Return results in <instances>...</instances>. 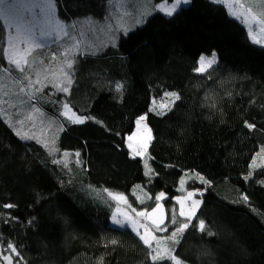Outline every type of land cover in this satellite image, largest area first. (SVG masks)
Masks as SVG:
<instances>
[{
  "label": "trees",
  "instance_id": "trees-1",
  "mask_svg": "<svg viewBox=\"0 0 264 264\" xmlns=\"http://www.w3.org/2000/svg\"><path fill=\"white\" fill-rule=\"evenodd\" d=\"M52 1L68 37L34 51L23 72L5 54L0 18V264H174L170 255L180 264H264V167H250L264 152V47L249 39L248 26L222 2L190 0L172 16L150 13L124 35L116 0ZM242 1L264 19V0ZM70 45L77 53L63 54ZM213 52L216 63L198 73L201 55ZM172 92L180 99L170 110L152 112L153 101ZM25 95L29 117L38 109L54 119L49 136L17 135ZM65 103L93 119L71 123ZM140 116L151 132L149 172L126 147ZM109 192L132 208H149L164 193L168 230L155 235L167 252L153 261V245L110 226ZM189 192L200 205L177 244L166 238L188 222L175 200Z\"/></svg>",
  "mask_w": 264,
  "mask_h": 264
},
{
  "label": "rangeland",
  "instance_id": "rangeland-1",
  "mask_svg": "<svg viewBox=\"0 0 264 264\" xmlns=\"http://www.w3.org/2000/svg\"><path fill=\"white\" fill-rule=\"evenodd\" d=\"M217 1L225 2L226 5H234L235 7H233L232 10H235L237 14L244 13V19L247 18L249 21V24H246L248 26V29L250 26L252 28L251 35L249 34V30H248L249 39L253 42V37H254L255 40L258 41L255 44H258L264 47V31L260 30L261 27H264V25H258L256 23V21L261 20V18L254 15L250 9H247L243 5L244 1L242 0H217ZM165 3L166 2L164 3L148 2V0H116L117 10H118L117 13H118L119 19L121 22H124V24L121 23L120 24L121 26L118 27V33L120 31H124L125 29H130V31H132L136 29L137 27L141 26L143 23L142 21L143 18L149 15L150 13L153 14L152 12H158L160 14L166 15L163 11H160L158 7L159 5L165 4ZM172 3H166V4L170 6ZM43 5H44V0H0V18L6 29V43H7L6 53H7L8 59L9 57L12 56V53H13V50L11 47L12 43H16L18 45L19 50L16 54V58L20 59L21 65H23V63H25L26 60L28 61L30 60L29 58L34 51L41 50V49L48 50L52 46L51 40H53L54 38L60 39L63 37H68L67 35L68 27L57 19L55 13L54 14L51 13L46 8L42 12L41 8ZM188 5H181L177 9V11L180 8L186 7ZM253 17H255V20L253 19ZM137 19L141 20V23L137 24L136 23ZM244 19L242 18V20ZM57 21L59 22L58 24H57ZM123 25H127V26H123ZM42 33H46V34L42 35ZM18 35L21 37H27L29 42L23 43L22 41L16 40L15 38ZM72 42H74L73 45L78 44V41H76L75 38H73ZM37 44L40 45V47H35V45ZM73 45L66 47L62 53L66 55L68 51L72 52V50H76L77 48ZM25 49L29 50L27 54L25 53ZM210 58L211 57H209L208 59ZM66 66H67V63H66ZM212 66L213 64L211 66H206L204 71L208 70ZM199 67H200V63L198 62V68ZM60 71L61 69H59V72ZM175 100H176L175 97L165 95L163 99L158 100V101H153L151 110L152 112L156 114L164 115L170 110ZM134 132H138L139 135L137 136L136 141L133 142V147L129 148L128 146L130 150V154L132 157L134 156L135 158H140L143 162L145 172H149V164H148L149 158H148L147 152H148V147H149L151 139L147 141L146 150H143L140 147L142 142L147 139V136L150 132V129L148 128L145 119L141 121L139 128L137 124H135V129L133 133ZM150 136H151V132H150ZM127 137H126V141H127V145H129ZM137 149H140L141 151L140 155L135 154ZM262 167H264V152H259L256 155L255 159L253 160L251 168L254 171H257ZM192 193L193 195L191 197H189L188 194H186L185 196L175 200V202L178 205L179 214L181 210H183V212L185 213L184 216H181L184 219H187V216L191 211L192 201L199 200L198 194L196 192H192ZM181 203H183V209H181ZM122 209L123 208L121 207L117 209L115 213L116 219L124 222L128 226H129L130 219L139 220L140 225H143V226L138 225V231L143 235L145 234V227H147L151 235L156 237L155 233L157 231L154 230L153 225L151 224V222H149L150 220L148 219V216H147V213H149L148 210L141 211L146 214L145 216L143 217L135 216L134 217L133 215L129 214L125 209L124 210ZM197 209L198 207L196 208V211ZM164 226L165 225L161 227H164ZM152 245H153V248H156V241H152ZM165 248H166L165 244L160 243V249L164 251Z\"/></svg>",
  "mask_w": 264,
  "mask_h": 264
},
{
  "label": "snow or ice",
  "instance_id": "snow-or-ice-1",
  "mask_svg": "<svg viewBox=\"0 0 264 264\" xmlns=\"http://www.w3.org/2000/svg\"><path fill=\"white\" fill-rule=\"evenodd\" d=\"M213 2H216V0H213ZM189 3H190V0H174V2L170 6H168L165 3V4L159 5L158 7H159V10L160 11H163L167 16H172L173 13L176 12L177 9L181 5H188ZM227 6L229 7V14L231 16L236 17L237 19H240V16L237 14V12H235V11L232 10L233 7H235V6L234 5H227ZM45 8L48 11H50L51 13L54 14L55 13V9H56V5L52 2V0H44V5L42 6L41 11L43 12L45 10ZM253 19L255 20V17H253ZM242 22L245 23V24H249V21H248L247 18H245ZM58 23L59 22L57 21V24ZM136 23L137 24L141 23V20L137 19L136 20ZM256 23L258 25H264V19L257 20ZM129 30L130 29H125L124 30V35H127V32ZM260 30L261 31H264V27H261ZM251 32H252V28L250 26L249 27V34L250 35H251ZM45 34L46 33H42V35H45ZM15 39L18 40V41H22L23 43H28L29 42L28 39H27V37H21L19 35ZM253 42L254 43H257L258 41L255 40V38L253 37ZM113 46H115V45H113ZM11 47H12L13 53H12V56L9 57V63L12 64V65H15V67L17 69H19L21 72H23L24 71V68L21 65V61H20V59H17L16 58V54H17V52L19 50L18 49V45L16 43H12ZM35 47H40V45L37 44V45H35ZM28 51H29L28 49H25V53L26 54H27ZM5 54H7V53H5ZM53 59H55V57H53ZM216 59H217V57H216L215 52H213L212 57L210 59L206 58L204 55H201V57L199 59L200 67L197 68L196 71L197 72H203L206 66H211L212 64L216 63ZM67 67L69 69H72L73 68V62L72 61H68L67 62ZM65 79H66V83L70 86L72 84V82H73L72 79L71 78H68L67 76L65 77ZM53 86L57 89V91H62L64 93H68L69 92V87H63V88H61V86L58 83L57 84H54ZM115 88H116V91L117 92H121L122 91V88H123V85L120 84L119 82H117ZM41 90L42 89H37V91H41ZM21 91L23 92L24 89H21ZM166 95L175 97L176 100H179L180 99V97L175 92L167 93ZM63 108L65 109V112L64 113H61L62 115H66L68 112H71V109L69 108V105L67 103H65L63 105ZM37 111H39V110L37 109ZM69 119L71 120L72 123H75V124H83V123H85V120L86 119H93V118L92 117L77 116L75 113H73L72 114V117H70ZM144 119H145L144 116H140L139 119H137L136 124H137L138 128H139V126L141 124V121H143ZM246 126L249 127V128H252L253 127L252 125H246ZM17 135H20V133L17 132ZM138 135H139L138 132H134V133H132V135H129L127 137V140L129 142V145H128L129 148H132L133 147V142L136 141ZM21 138L22 139H25V138L31 139L32 137L22 136ZM150 139H151V136H150V132H149V134L147 136V139L144 140L142 142L141 146H140L143 150H146V148H147V141L150 140ZM135 154L136 155H140L141 154L140 149H137L136 152H135ZM75 155L77 157H79L80 153L77 152ZM133 158H135V157L133 156ZM53 163H59V161H53ZM66 166L67 165H65V167ZM250 167H251V165H250ZM201 179H203V178H201ZM183 183H184V181L181 180V184H183ZM205 183H207V182L205 181ZM137 187H140V186L137 185ZM105 191H107V190H105ZM108 195L111 196L113 200H116V201H124L125 203L127 202L122 195L121 196H115L111 192H109ZM192 195H193L192 192H189L188 193V196L189 197H191ZM163 196H164V193L163 192L160 193L156 197L157 201H159ZM242 199L245 202H247V197H242ZM199 205H200V201L199 200L192 201V208H191L190 213L187 216V221L188 222L181 223L179 225V227L176 228V230L171 233V236L167 237L166 239L172 240L174 243H177V244L179 243V240L176 239L177 233L182 234L185 231V229H187L189 227V224H190V222L192 220V217L196 214V208L199 207ZM3 207L12 208V207H14V205L7 204V205H4ZM181 209H183V203H181ZM157 212H160L161 213V216L159 217L158 220H154L153 221L154 230L157 231V232L167 231L168 228H167L166 225L164 227H161V225L164 223V221H163V210H162L161 204L157 203L156 204V207L153 208L150 213H147V216H148V218L151 219L153 216L156 215ZM136 215H137V217H143L146 214L144 212H137ZM180 215L181 216H184L185 215V213L183 212V210H181ZM113 222L115 224L120 225L121 227L124 226V223L122 221H120V220H118V219L115 218V213L113 214ZM172 223L173 224L176 223L175 216L172 217ZM138 225L139 226H143V225H140L139 220H131V219L129 220V226L132 228V231L137 236H139V239L141 241H143V243H144L145 246L151 248L152 241H156V248L155 249H152V251H154L156 254L155 255H152V260L153 261L157 260V258L161 257V251H160V243H161V241H160V239L157 238V237H155V236H153V235H151V233H150V231H149V229L147 227H145V234L142 235L138 231ZM199 229L201 231H204L205 230V224H204V221L203 220H200L199 221ZM207 235L212 236V235H214V233H212L211 231H208L207 232ZM112 243L115 244L116 241H112ZM8 247L11 248V249H13V252L16 251V249L13 248V245L11 243L8 244ZM164 251L167 252L168 250L165 248ZM149 254L151 255V252ZM8 259H9L8 257H5V260H8ZM169 259H171L174 262V264H180V262L176 259L175 256H171L170 255L169 256Z\"/></svg>",
  "mask_w": 264,
  "mask_h": 264
},
{
  "label": "bare ground",
  "instance_id": "bare-ground-1",
  "mask_svg": "<svg viewBox=\"0 0 264 264\" xmlns=\"http://www.w3.org/2000/svg\"><path fill=\"white\" fill-rule=\"evenodd\" d=\"M217 1V0H216ZM217 2H219V1H217ZM222 3H224L225 4V2H222ZM229 8V7H228ZM248 9V8H247ZM233 11H235V10H233ZM252 12V11H251ZM239 16H240V20L241 21H243L242 20V18L244 19V13H242V14H238ZM243 24H245V23H243ZM245 26H246V24H245ZM52 41V44L53 45H55V46H57V45H59V44H61V38L60 39H57V38H54L53 40H51ZM75 51V54L77 53L76 52V50H72V52H74ZM71 51H68L67 52V54H69ZM206 57V56H205ZM208 57H212V55L211 56H208ZM24 64V63H23ZM207 71V70H206ZM206 71H203V72H198V73H204V72H206ZM58 77H59V79H60V81L61 82H65L64 84H67L66 83V79H65V77H66V74H63V73H58ZM22 100V107H23V100H25V102H24V106L26 107L24 110H22V112H20L19 114H17V121H16V123H15V125L16 126H18L17 127V129H16V131L17 132H19L20 133V135H21V137L22 136H26V137H31L32 135H48L49 136V134H51V126H52V124H53V118H51V117H49V116H47V115H43L41 112H39V111H35L34 112V117H29V111L30 110H34V107H33V104L30 102V99H29V97L28 96H24V98L23 99H21ZM33 102H35L34 100H32ZM22 107H18V108H22ZM21 109H19V110H17V113L20 111ZM65 112V109H64V111H63V113ZM74 112L71 110V112H68L66 115H63L65 118H67L68 119V121H70L71 122V120L69 119L70 117H72V114H73ZM15 114H16V112H15ZM29 121L30 122H33V123H35L36 124V126H34V127H32V125H29V127H28V123H29ZM72 123V122H71ZM126 147H127V149L129 150V148H128V145H127V141H126ZM129 153H130V150H129ZM130 158L132 159V160H140V161H142L140 158H133L132 156H131V154H130ZM113 195H115V196H121V195H119V194H114V193H112ZM198 194V196H199V193H197ZM109 196V195H108ZM124 198H125V196L124 195H122ZM111 197V196H110ZM112 198V197H111ZM125 200L127 201V199L125 198ZM161 200H162V198L159 200V201H157L153 206H151V207H149V208H147V206H144V207H140V208H132L129 204H128V202H124V201H116V200H113L112 199V201L114 202V208H113V210H112V212H111V215H110V217H109V219H108V222H109V224H110V226L111 227H113V228H116V229H118V230H129L130 232H132L134 235H135V233L132 231V228L130 227V226H128L127 224H125L124 222V226L123 227H121L120 225H118V224H115L114 222H113V214L114 213H116V211H117V209L118 208H123L122 210H126L129 214H131V215H133L134 217L135 216H137L136 215V213L137 212H141V211H149V213L152 211V209L153 208H155L156 207V204L157 203H159V204H161V206H162V203H161ZM139 201V200H138ZM200 201V200H199ZM139 202H141V203H143L144 201H139ZM199 208V207H198ZM162 210H163V221H164V223L161 225V226H163V225H166L167 226V228H168V217H167V212H166V210H165V208L162 206ZM198 210V209H197ZM197 212V211H196ZM157 213H159V212H157ZM156 213V214H157ZM178 214H179V212H178ZM179 216L181 217V215L179 214ZM154 217V216H153ZM153 217L150 219V218H148L150 221L149 222H151V224L153 225ZM182 218V217H181ZM167 231H163V232H156V234H159V235H163V234H165ZM139 237V236H138ZM143 242V241H142Z\"/></svg>",
  "mask_w": 264,
  "mask_h": 264
},
{
  "label": "water",
  "instance_id": "water-1",
  "mask_svg": "<svg viewBox=\"0 0 264 264\" xmlns=\"http://www.w3.org/2000/svg\"><path fill=\"white\" fill-rule=\"evenodd\" d=\"M160 216H161V213L159 212L153 217V220H158Z\"/></svg>",
  "mask_w": 264,
  "mask_h": 264
}]
</instances>
